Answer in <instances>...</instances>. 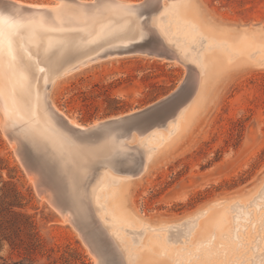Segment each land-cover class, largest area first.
Masks as SVG:
<instances>
[{
  "label": "rangeland",
  "instance_id": "1",
  "mask_svg": "<svg viewBox=\"0 0 264 264\" xmlns=\"http://www.w3.org/2000/svg\"><path fill=\"white\" fill-rule=\"evenodd\" d=\"M18 1L35 5L56 3V0ZM196 1L215 25L239 30L264 27V0ZM162 4L167 7L164 25L180 56L205 80L206 63L202 60L204 56L205 60L210 59L209 52L217 50V41L189 28L187 21L172 10L176 6L174 2L163 0ZM15 33L22 31L12 30L0 14V100L6 109L4 120L16 113L13 104L23 106L26 94L20 86L25 81L31 89L29 76L34 67L31 62L25 63L27 56L15 47L14 61L20 67L14 72L16 80L8 78L2 64L7 46L14 43L12 34ZM222 40V48L232 42L229 38ZM34 60L39 62L40 58ZM249 61L255 64L254 68L232 75L221 90L219 84L194 128L158 155L147 174L131 183L129 205L144 225L134 226L128 221L129 225L112 226V217L105 209L98 211L100 220L124 250L126 263L135 262L136 249L163 238L164 245L173 250L171 256L162 259L169 264H200L206 250L216 253L204 264H264V54L255 50ZM24 66L28 67L26 73L22 70ZM186 75L187 67L181 61L147 56L117 57L93 63L59 79L49 97L67 118L80 126H90L155 104L178 89ZM4 120L0 118V264H98L97 253L85 234L91 229H96L102 237V264L120 262L97 227L87 199L99 169H86L74 186L62 173H44L38 152L28 138L6 128ZM135 145L136 142L131 143ZM34 175L45 182L43 189H50L55 196L61 192L53 201L59 204L57 207H64L66 215L49 203L48 193L40 192ZM224 200L222 205L226 201L231 202L230 206L237 204L234 209L217 210L216 217L225 219L223 226H212L199 236L193 233L198 222L203 226V217H199L184 234L181 226L171 233V225ZM237 207H242L240 218ZM75 211L84 227L79 225L80 219L75 220ZM133 231H142L138 240L133 239Z\"/></svg>",
  "mask_w": 264,
  "mask_h": 264
},
{
  "label": "bare ground",
  "instance_id": "2",
  "mask_svg": "<svg viewBox=\"0 0 264 264\" xmlns=\"http://www.w3.org/2000/svg\"><path fill=\"white\" fill-rule=\"evenodd\" d=\"M0 1L1 3H3L2 1H12L19 5H27L34 8H49L52 11V14L47 16L43 13H28L21 11L20 9H11L0 3V14L4 15L7 24L11 26L12 30L18 29L23 33L12 34L14 43H10L6 48V54L2 66L4 67L8 78L10 80H16L14 72L19 70L18 68L20 67V65L16 64L14 61L15 47L20 48L27 56L25 63L29 64L31 62L32 66H34L32 67L33 72L29 76V86L31 89L27 87L25 81H23L20 86V88L22 87L23 89L22 92L26 94V98L22 104L23 106H21L22 108L20 106L18 107L19 104H13L16 113L12 116H8L7 119L5 118L6 120H4L3 118L6 114V109L3 102L0 100V118L2 121L4 120L3 123L6 128L13 129L15 132H19L25 138H28L29 143L36 144L40 152L42 150L45 153L50 154L51 157L54 156V158L62 165L63 163L71 164L73 163L72 156L76 158L78 157V150L72 144H69L63 134L56 114L57 112L62 115L64 114L54 107V103L51 101L49 94L47 93V83L52 80V86H54L59 79H62L81 68L96 63L95 61H92L91 58L97 54L98 51L95 48H97L102 42H108L110 39L117 37L121 38V40H130L136 37V28L138 29L140 26V21L135 18L134 10L129 7L135 3H128L120 0H108L102 3V5L96 10H89L83 6L77 7L58 1L49 5L25 4L18 0ZM162 1L163 0H152L149 12L150 15L147 22L148 26L150 27L151 25L154 28V35L156 37L173 46L177 53L174 52L175 60L185 63L187 71H191L195 93L187 105L177 113L174 119H171L166 125L157 127L144 134L142 137L135 139V142L145 148L149 158L152 160V165L145 174L154 167L158 155L171 148L183 138L186 133L194 128L195 124L198 122L199 114L201 112L203 113V109L209 102H211V94L215 91V88L220 84L221 90L225 82H227L232 75H236L238 72L241 73L243 70L245 71L254 68L255 64L250 62L249 58L255 50L256 52L259 50L260 53L264 54L263 26L255 28V30H246L242 28L239 30L237 28H230L228 25V27L224 25L221 26L222 24L215 25L216 22L213 21L212 23V20H208L196 0H177V3L174 0H168V2H174L176 4L172 10H174L177 16L182 20L187 21L189 28H193L198 34L206 37L208 36L217 41L218 48L216 51L209 52L206 49V51L209 52V55L213 57L210 56V59L206 60V56L203 57L202 62L206 63L205 67H203L206 72V78L204 80L201 78L202 75L200 76V74L197 73L198 70L191 69L189 66L190 62L189 64H186L181 57L182 54L180 56L167 26L164 25V13L167 7L163 6ZM187 31L189 32V30ZM29 35L30 37L24 41V37ZM222 38L231 39L232 42L228 47H221L222 43H224ZM195 42H197V44L199 43L198 38ZM178 48L180 49L179 46ZM205 48L206 47H203V49ZM208 49L210 48L208 47ZM75 57L82 58L79 65H68L66 72L63 75H56L61 67ZM188 57L184 58L189 59L190 57ZM37 58H40L39 62L34 60ZM31 59H33V61H30ZM190 61L192 62V59ZM197 64H199V62ZM201 65L203 66L202 63ZM27 69L28 67L26 66L22 68V70L25 71H23L24 73L27 72ZM202 74L204 75V73ZM27 88H29V90H27ZM67 120L72 126L84 128V126H80L75 120L70 118H67ZM33 179L40 185V192L48 193L47 196L49 198V203L51 202L52 206H54L59 213L66 215L64 207H57L59 204L55 205L53 201L56 196L60 197V195L56 193L55 196L50 192V189H43L42 186H45L42 184H45V182L41 180L39 175H34ZM133 181L134 180L128 177L115 174L112 171L105 169L98 174L87 193V199L89 198L92 208L91 210L94 211L95 223L101 230L103 236L108 239V244L111 245V249H114V254H117V257L119 258L120 262H116L115 264H128V262L126 263L128 258L125 257L126 254L124 253V250L118 246V239L115 240L114 237L112 238L113 235L100 220L101 217L99 218L97 213L99 210L103 211L105 209V213L112 217V221L114 222L112 226L116 223L118 225H129V222L130 224H134V226L144 225L142 219L133 212L129 205L130 185ZM104 197L105 200H101ZM244 198L245 197L239 198L237 202ZM237 202L232 203L231 206L229 205V203H231L230 201H226V204L224 205H222V203H225V200L215 202L207 206L205 209L196 212L191 217L184 219L182 222L171 225V233H173V230L177 228V226H181L184 229L182 232L184 234L192 228L195 220L199 217H203V220L201 219L203 226L198 222L196 228H194L195 231L193 232L194 234L198 233L199 236L203 235L202 232L211 229L212 226H223L225 219L222 216H220V218L216 217L218 214L217 210H226L228 207L233 208ZM241 209L242 207L236 208V211L239 212L238 218L242 215ZM67 216H69V213ZM119 228L120 227H118V229ZM106 229L111 234L110 237L107 236ZM133 232V239L138 240L142 231ZM153 239H155V237ZM164 241L166 240L163 238H157L149 243V245H142L141 248L136 249L137 253H134L135 262L133 264H169V262L163 261L162 259L163 256H171L173 250L168 249V247L164 245ZM157 248L159 249L157 250ZM215 253V250H212L211 252L206 250L203 252L200 264L207 263ZM96 257L98 259V264H101L103 261L100 260L97 255ZM175 259L173 258V260Z\"/></svg>",
  "mask_w": 264,
  "mask_h": 264
},
{
  "label": "water",
  "instance_id": "3",
  "mask_svg": "<svg viewBox=\"0 0 264 264\" xmlns=\"http://www.w3.org/2000/svg\"><path fill=\"white\" fill-rule=\"evenodd\" d=\"M56 1L77 7L83 6L89 10H96L102 3L108 0ZM2 2L0 1L1 4L11 9H20L28 13H43L47 16L52 14L49 8H34L27 5H19L12 1ZM151 2L152 0H143L129 6L134 10L135 18L140 21V26L138 29L136 28L137 36L130 40H121V38L117 37L110 39L108 42H102L95 48L98 52L91 58L92 61L99 62L126 56H147L168 61L175 60L174 52L176 53V50L173 46L156 37L154 35V28L151 25L150 27L148 26L147 22L150 15ZM81 59L75 57L61 67L56 75H63L68 65H79ZM52 85V80L47 83L48 94ZM194 93L195 87L192 74L191 71H187V75L178 89L166 98L143 110L110 118L96 124H91L90 126H84V128L72 126L64 115L57 112L56 115L63 134L69 144H72L78 150V157L72 156L73 163L71 164L63 163L62 165L54 156L51 157L50 154L42 150L40 152L36 144H30L38 152L44 173L48 172V175L53 173L52 171H56L58 174L62 173L72 186L75 185L82 173L90 167H97L99 173L107 169L115 174L123 175L136 181L149 170L152 160L149 158L144 147L137 142L135 146H131V143L135 142L136 138H140L149 131L162 127L171 119H174L177 113L187 105ZM115 155L119 158L115 159ZM253 187L248 188V190ZM59 195H61V192ZM77 219L79 220L80 218L78 212L75 211V220ZM79 225L84 227V222L81 219ZM85 234L99 259L103 260L100 252L103 250L102 237L98 236L96 229L88 230Z\"/></svg>",
  "mask_w": 264,
  "mask_h": 264
}]
</instances>
